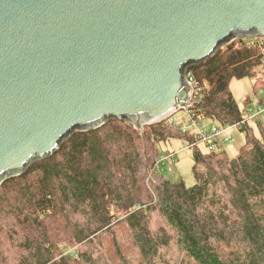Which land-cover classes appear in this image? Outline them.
Listing matches in <instances>:
<instances>
[{
	"label": "trees",
	"instance_id": "16d2710c",
	"mask_svg": "<svg viewBox=\"0 0 264 264\" xmlns=\"http://www.w3.org/2000/svg\"><path fill=\"white\" fill-rule=\"evenodd\" d=\"M260 67L264 40L244 39L188 67L201 90L190 120L239 125L229 84ZM254 124L258 137L240 124L233 158L191 150L192 187L159 175L158 144L194 142L167 120L73 132L0 185V264H264V127Z\"/></svg>",
	"mask_w": 264,
	"mask_h": 264
},
{
	"label": "water",
	"instance_id": "95a60500",
	"mask_svg": "<svg viewBox=\"0 0 264 264\" xmlns=\"http://www.w3.org/2000/svg\"><path fill=\"white\" fill-rule=\"evenodd\" d=\"M237 39H264V0H0V185L75 131L185 110L188 67Z\"/></svg>",
	"mask_w": 264,
	"mask_h": 264
},
{
	"label": "rangeland",
	"instance_id": "374dc122",
	"mask_svg": "<svg viewBox=\"0 0 264 264\" xmlns=\"http://www.w3.org/2000/svg\"><path fill=\"white\" fill-rule=\"evenodd\" d=\"M246 41H252L247 40ZM253 83L261 81L264 83V68L260 67L256 70L255 77L252 79ZM229 90L234 97L236 103L244 111L246 108L255 109L256 107H264V88H260L256 91L252 88V83L249 79L232 80L229 84ZM247 100L252 103L247 104ZM260 101L263 102L260 105ZM246 106V108H244ZM167 123L174 121L175 126L182 125L184 127L190 126V117L187 110H179L171 117L165 119ZM256 120L260 121L262 126L264 125V113H262ZM256 120L250 121V126L253 128L255 136H259L257 128H255ZM181 123V124H178ZM205 120L196 124V127L190 129L192 134H197L198 130H207L209 127H205ZM254 125V126H253ZM264 127V126H263ZM231 136L234 138V143L226 145L224 148L229 157L236 156L239 148L244 144V135L238 130H233ZM159 154L164 155L168 153L173 154V161L169 160L165 164H160L158 168L159 175L170 182L183 181L187 187H192L195 184V179L192 173L193 160L192 151L187 147L186 143L179 139H171L166 143H160L157 146ZM203 153H207L205 149L200 147Z\"/></svg>",
	"mask_w": 264,
	"mask_h": 264
},
{
	"label": "built area",
	"instance_id": "2783aa9c",
	"mask_svg": "<svg viewBox=\"0 0 264 264\" xmlns=\"http://www.w3.org/2000/svg\"><path fill=\"white\" fill-rule=\"evenodd\" d=\"M247 40H264V39H247ZM252 41H249L250 45H252ZM263 52V51H262ZM185 78L186 81L188 83V85L190 86V104L188 106V108H186L185 110H189V108L195 103L198 102L199 99L201 98V90L200 88L197 87L194 78L192 77V75L190 73L185 74ZM264 113V107H256L255 109H245L243 111V116L244 119L240 122L241 125L245 124L246 122H250V121H254L257 118H259V116ZM169 124L173 125V128L177 129L178 131H180L183 134H190L193 138H194V142H190V143H186L187 147L192 150L195 147H198L200 149V147H202L203 149H205V151L207 152H216L220 149L219 147V143H223V144H230V143H234L233 138L230 135H227V133L232 130H238L239 129V125H235V126H227V127H220V126H212L210 128H208L207 130H198L197 134H192L190 129L196 127V124L193 122L192 120H190V126L189 127H184L182 125L179 126H175L174 121L169 122ZM181 124V123H178ZM173 154L174 153H168V154H164V155H160L158 161H157V167L160 164H165V162L171 160L173 161Z\"/></svg>",
	"mask_w": 264,
	"mask_h": 264
},
{
	"label": "crops",
	"instance_id": "0c3cea01",
	"mask_svg": "<svg viewBox=\"0 0 264 264\" xmlns=\"http://www.w3.org/2000/svg\"><path fill=\"white\" fill-rule=\"evenodd\" d=\"M250 81H251V83H252V85H253V80L252 79H250ZM250 103H252V105L253 104H255V103H253L252 101L250 102ZM263 104V102L262 101H260V105H262ZM261 121V120H260ZM205 123L206 124H204L205 125V127H212V126H218V124L217 123H215V122H213V121H210V120H205ZM249 123V122H248ZM252 124H254L253 122H251ZM249 125H250V123H249ZM254 126V125H253ZM264 126V125H263ZM233 130H235V129H232V130H230L228 133H227V135H230L231 136V133H232V131ZM232 137V136H231ZM233 138V137H232ZM234 139V138H233ZM226 145L227 144H223V143H219V147H220V149H223V150H225L224 148L226 147ZM201 150V149H200Z\"/></svg>",
	"mask_w": 264,
	"mask_h": 264
}]
</instances>
